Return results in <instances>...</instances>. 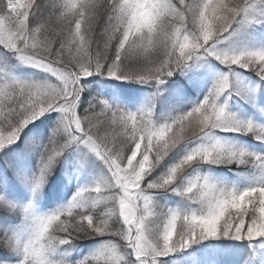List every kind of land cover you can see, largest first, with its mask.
I'll return each mask as SVG.
<instances>
[{
	"label": "snow or ice",
	"instance_id": "1",
	"mask_svg": "<svg viewBox=\"0 0 264 264\" xmlns=\"http://www.w3.org/2000/svg\"><path fill=\"white\" fill-rule=\"evenodd\" d=\"M233 101L264 118V0H0V264H264Z\"/></svg>",
	"mask_w": 264,
	"mask_h": 264
},
{
	"label": "trees",
	"instance_id": "2",
	"mask_svg": "<svg viewBox=\"0 0 264 264\" xmlns=\"http://www.w3.org/2000/svg\"><path fill=\"white\" fill-rule=\"evenodd\" d=\"M112 83L116 86H119V87H126V90H130V89L138 90L140 88V86H138V85L124 86V85H121L120 82H112ZM196 95H197L196 91H195V89H193L192 91L189 92L187 99L194 100V99H196ZM250 110H252V109H250ZM252 113H254L253 110H252ZM249 119L256 120V118L253 116L250 117ZM29 127L36 129L38 131L42 127V125H41L40 121H37L35 125H30ZM25 132L26 133L29 132V129H25ZM229 138H232V137H229ZM253 143H255V142H253ZM21 147H23L22 143H21ZM29 175H30V173H29ZM80 182H83V181L82 180L77 181L75 177L72 179L71 182H69L68 179L66 177H64L61 173L54 174L50 180V187L46 188V192L49 193V201L54 197L58 198V197L63 196L65 198H70L72 193L75 191L77 184ZM17 195H18V200L20 203H27L29 201V199L31 198V193L29 192L27 187H25L24 185L19 186ZM40 206H41V208H43V202H41ZM169 259H173V258H169Z\"/></svg>",
	"mask_w": 264,
	"mask_h": 264
}]
</instances>
